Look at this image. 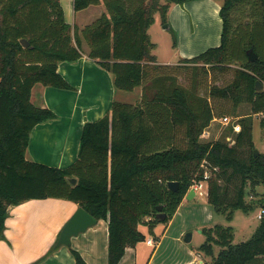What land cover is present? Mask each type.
<instances>
[{"label":"trees","instance_id":"16d2710c","mask_svg":"<svg viewBox=\"0 0 264 264\" xmlns=\"http://www.w3.org/2000/svg\"><path fill=\"white\" fill-rule=\"evenodd\" d=\"M188 1L73 0L75 11L106 7L102 16L80 29L67 21L61 0H0V239L11 206L62 198L108 221V260L117 264L128 246L147 240L141 224L152 232L155 224L172 219L194 176H203V161L211 171L208 202L217 213L232 219L237 209H253L246 188L264 183V153L254 154L252 121L253 115L263 114L264 129V87L257 90L258 80L264 84V0H224L221 43L183 58L193 65L189 83L183 84L178 74L165 71L173 65L158 63L149 29L157 13L166 23L171 5ZM250 48L259 55L255 61L248 58ZM83 56L111 73L116 89L141 87L140 98L135 103L114 100L102 118L85 119L77 159L70 166L28 159L33 128L58 117L33 103V87L41 83L75 89L59 64ZM234 66L229 83L211 85L208 95L200 93L201 70ZM210 98L230 99L234 107L251 104L252 112L237 120L241 130L232 145L222 139L202 140L215 117ZM67 177L77 178V183ZM171 181L179 182L177 190L169 187ZM229 183H236L233 193ZM158 206L167 213L163 221L156 218ZM202 232L206 240L194 251L204 257L203 264H264V214L253 236L240 243H234L231 226L216 223ZM73 252L75 264H88Z\"/></svg>","mask_w":264,"mask_h":264},{"label":"crops","instance_id":"0c3cea01","mask_svg":"<svg viewBox=\"0 0 264 264\" xmlns=\"http://www.w3.org/2000/svg\"><path fill=\"white\" fill-rule=\"evenodd\" d=\"M61 2L67 21L80 29L92 24L106 12L104 4L75 11L73 0ZM223 2L224 0H192L172 4L167 15L169 29L173 27L177 31L175 48L178 52L176 62L166 65L179 64L183 58L193 57L209 47L220 45L223 25L220 9ZM208 17L211 22L217 23L214 29H208ZM86 45L84 43V49L88 47ZM200 46L205 47L198 53L196 50ZM59 71L75 89L45 86L41 83L33 87V103L52 109L58 117L33 128L27 158L66 168L77 159L85 119L95 121L110 112L113 101L118 100L120 90L115 88L111 73L87 56L75 63L61 62ZM80 120L82 125L78 128ZM209 128L210 126L206 128L205 134L210 132ZM184 200L186 196L172 219L163 223L159 240L148 236L147 240L128 246L117 264H157L156 259L164 242L169 237L176 241L182 240L187 230V227L177 224L178 218L183 216V209L189 206ZM79 206V203L62 198L31 199L11 206L4 237L0 239V264H75L73 250L78 251L88 264H111L108 260L109 224L105 219H97L95 225L73 236L71 245H56L62 228ZM157 226L158 223L151 232L144 225L147 231H142L147 235L152 234ZM171 231L172 235L169 236ZM149 239H153L154 243H148ZM201 261L204 263V257L196 253L193 247L181 259L170 263L165 261L164 264H201Z\"/></svg>","mask_w":264,"mask_h":264},{"label":"rangeland","instance_id":"374dc122","mask_svg":"<svg viewBox=\"0 0 264 264\" xmlns=\"http://www.w3.org/2000/svg\"><path fill=\"white\" fill-rule=\"evenodd\" d=\"M162 2H164V0H162ZM204 17L206 18V15ZM207 23V27L209 30L214 29L217 25L215 21L211 22L209 17ZM166 25L169 26V23H162L161 15L160 13H157L155 23L150 27L149 30L151 40L156 44L153 53L157 56L158 62L164 65L170 64L175 61L176 53L178 52L174 47V42H177L178 40L177 31L173 27L172 29L171 27L169 29V27H166ZM204 47L205 46H200V48H198V50L196 51H198L199 53L200 51H202V49H204ZM84 50L86 53L89 52L88 47H86V49ZM180 62L181 63L179 64L173 65V67L171 66L172 68L170 69L166 68L165 71L178 74V80L183 84H188L190 80V73L192 71L191 67L193 65L182 60ZM234 69L235 66L226 71L211 70L208 73H205L204 70H201L200 76L202 84L200 85L199 89L200 93L203 95H208L211 85L218 84L223 86L229 83L233 78ZM141 89L142 88L138 87L134 91L120 90L117 99L135 103L141 96ZM210 99L214 108L215 117L209 125L210 132L206 134L203 133L202 140L207 141L222 139L228 142V144L232 145L235 142L234 140L236 134L238 133L235 132L233 124L238 123L237 120L241 116L248 115L252 112L251 104L244 102L239 106L234 107V103L230 99ZM262 115L263 114L253 115L252 121L254 144L256 148L264 153V129H262L260 126V119ZM224 122H227L228 124H225ZM243 150H245L247 153L249 152L248 148H244ZM221 183L224 186H226L227 184L224 180H222ZM228 185L229 192L233 193V187L236 185V183H229ZM246 190V200L248 202H253V209H251L249 212L237 209L234 211L232 219H228L224 214L217 213L211 203L208 202L207 197H195L192 200H184V202L189 203V206L183 209V216L178 218L179 221L177 222V224L187 227V230L185 231L182 240L176 241L175 239L169 237L164 242V245L160 250L159 255L157 256L156 263L164 264L165 261L166 263H170L172 260L178 258L181 259L185 256L189 249L198 247L205 242L206 236L202 232V229L206 226L215 225L216 223L233 227L234 243H240L242 241L250 239L260 224L258 213L263 207L262 202L264 203V183L258 184L255 189L251 188V186L248 185ZM163 227V222H159L155 233H148V235L146 233L147 237L151 236L153 239L159 240L162 235ZM140 229L146 230L143 224L140 225ZM188 233H192L193 237L190 242H186L184 240V237ZM171 235L172 231L169 233V236ZM219 250L220 247H215L216 255Z\"/></svg>","mask_w":264,"mask_h":264},{"label":"water","instance_id":"95a60500","mask_svg":"<svg viewBox=\"0 0 264 264\" xmlns=\"http://www.w3.org/2000/svg\"><path fill=\"white\" fill-rule=\"evenodd\" d=\"M166 27H169L166 25ZM23 46H28L29 41L25 38L21 39ZM247 55L250 61H255L258 59L259 55L254 51L253 48L247 50ZM264 87V84L258 80L257 81V90H260ZM261 151L258 148L254 149V154L257 157ZM67 179L72 183H77V178L75 177H67ZM169 187L173 190H177L179 187V182L171 181L169 182ZM195 197V190L190 189L189 192L186 194V199H191ZM158 220H165L167 218V213L163 211L162 206H158V213L156 215ZM97 223V218L91 214L88 210L84 207L79 206L74 214L69 218V220L65 223L64 227L61 230L59 238L57 240L56 245H71L72 237L77 236L79 233L86 231L89 227L95 225ZM192 239V233L186 234L184 240L186 242H190Z\"/></svg>","mask_w":264,"mask_h":264},{"label":"built area","instance_id":"2783aa9c","mask_svg":"<svg viewBox=\"0 0 264 264\" xmlns=\"http://www.w3.org/2000/svg\"><path fill=\"white\" fill-rule=\"evenodd\" d=\"M225 124L227 122H224ZM228 124V123H227ZM235 132H239L241 130V124L240 123H235L233 124ZM206 130L204 131L205 134ZM229 138V136H228ZM201 168H203V176L200 177L198 173L194 176L192 179V183L187 191L189 192L190 189L195 190V197H207L209 194V189H208V180L211 177V171L207 168L205 161L202 162ZM264 214V208H261L258 217L261 218ZM148 243L153 244V239H149ZM201 264H203V261H201Z\"/></svg>","mask_w":264,"mask_h":264},{"label":"bare ground","instance_id":"6f19581e","mask_svg":"<svg viewBox=\"0 0 264 264\" xmlns=\"http://www.w3.org/2000/svg\"><path fill=\"white\" fill-rule=\"evenodd\" d=\"M77 125H78V128H80L82 125V121L80 120Z\"/></svg>","mask_w":264,"mask_h":264}]
</instances>
